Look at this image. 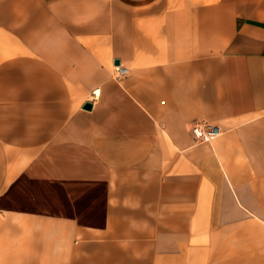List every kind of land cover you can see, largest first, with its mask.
Here are the masks:
<instances>
[{
	"label": "crops",
	"instance_id": "1",
	"mask_svg": "<svg viewBox=\"0 0 264 264\" xmlns=\"http://www.w3.org/2000/svg\"><path fill=\"white\" fill-rule=\"evenodd\" d=\"M0 264H264V0H0Z\"/></svg>",
	"mask_w": 264,
	"mask_h": 264
},
{
	"label": "built area",
	"instance_id": "2",
	"mask_svg": "<svg viewBox=\"0 0 264 264\" xmlns=\"http://www.w3.org/2000/svg\"><path fill=\"white\" fill-rule=\"evenodd\" d=\"M126 73V68L116 67L117 78L122 77ZM100 96V89L96 88L91 92V102H94ZM192 133L198 142H210L220 134V128L217 125H210L208 123H196L192 127Z\"/></svg>",
	"mask_w": 264,
	"mask_h": 264
},
{
	"label": "water",
	"instance_id": "3",
	"mask_svg": "<svg viewBox=\"0 0 264 264\" xmlns=\"http://www.w3.org/2000/svg\"><path fill=\"white\" fill-rule=\"evenodd\" d=\"M115 65H119V60H115ZM92 107H93L92 102H86L83 105V109H85V110H91Z\"/></svg>",
	"mask_w": 264,
	"mask_h": 264
}]
</instances>
